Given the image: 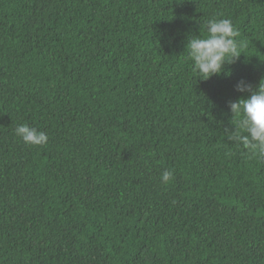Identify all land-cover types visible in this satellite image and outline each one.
Segmentation results:
<instances>
[{"label": "trees", "instance_id": "trees-1", "mask_svg": "<svg viewBox=\"0 0 264 264\" xmlns=\"http://www.w3.org/2000/svg\"><path fill=\"white\" fill-rule=\"evenodd\" d=\"M210 19L242 47L204 81ZM262 78L264 0H0V264H264V157L225 132Z\"/></svg>", "mask_w": 264, "mask_h": 264}, {"label": "clouds", "instance_id": "clouds-1", "mask_svg": "<svg viewBox=\"0 0 264 264\" xmlns=\"http://www.w3.org/2000/svg\"><path fill=\"white\" fill-rule=\"evenodd\" d=\"M205 32L206 35L190 36L184 50L193 74L204 81L220 75L226 64L233 63L240 56L242 47L236 40L240 33L229 19L208 20ZM236 90L247 95L229 102L228 108L235 123L231 130L225 129L227 139L264 157V78L255 87L239 81ZM14 134L26 145L42 146L48 141L45 132L27 124L17 125ZM172 178V171L165 170L161 173L160 182L167 185Z\"/></svg>", "mask_w": 264, "mask_h": 264}]
</instances>
